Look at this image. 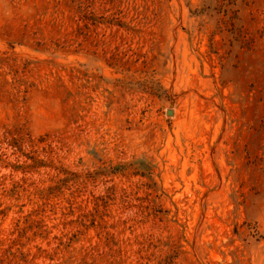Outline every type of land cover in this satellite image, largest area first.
<instances>
[{
    "label": "rangeland",
    "instance_id": "1",
    "mask_svg": "<svg viewBox=\"0 0 264 264\" xmlns=\"http://www.w3.org/2000/svg\"><path fill=\"white\" fill-rule=\"evenodd\" d=\"M0 264H264V0H0Z\"/></svg>",
    "mask_w": 264,
    "mask_h": 264
}]
</instances>
